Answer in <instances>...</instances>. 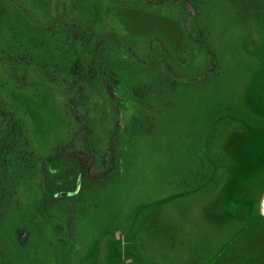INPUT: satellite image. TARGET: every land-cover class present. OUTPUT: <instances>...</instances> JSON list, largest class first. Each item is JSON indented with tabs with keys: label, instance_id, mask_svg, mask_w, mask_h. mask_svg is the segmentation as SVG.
<instances>
[{
	"label": "rangeland",
	"instance_id": "rangeland-1",
	"mask_svg": "<svg viewBox=\"0 0 264 264\" xmlns=\"http://www.w3.org/2000/svg\"><path fill=\"white\" fill-rule=\"evenodd\" d=\"M0 102V264H264V0H0Z\"/></svg>",
	"mask_w": 264,
	"mask_h": 264
},
{
	"label": "trees",
	"instance_id": "trees-1",
	"mask_svg": "<svg viewBox=\"0 0 264 264\" xmlns=\"http://www.w3.org/2000/svg\"><path fill=\"white\" fill-rule=\"evenodd\" d=\"M142 4L145 5V3H142ZM109 37H110L109 35H104L102 38L100 37L99 40H102L103 38H105V39L107 38L108 39ZM151 42L156 44V48L158 49V53L164 58V56L166 54V49H165L164 45L162 44L161 39L158 38V37H152L151 38ZM197 43L204 49V52L208 56L207 60H206L207 61L206 68H207V70H210L212 68V66H214V64H215L216 57L213 54V52L206 46V44L203 41L197 39ZM99 48H100L99 44L96 43V46H95V48L93 50V55L95 57V61L98 63V69H99V72H100V76L102 78L101 79L102 84L104 85V87L106 89H109L110 91H112L114 89L113 88V83L114 82L106 78V71L104 70V67H103L104 65H103L102 62H99L100 54H101V49H99ZM154 56H155L154 55V51L148 50L147 59L150 62H151V60L154 59ZM73 66L76 67V69H78V70L76 71V73H74L73 70H70L72 72L71 74L74 75V76H77L78 72H80V70H79L80 69V65L77 62H75ZM168 70H169V68H168ZM203 73H204V76H205L207 71H204ZM91 77L93 79H95L94 75H92V74H91ZM108 97L110 99H112V100H115V99L112 98V96L110 95L109 91H108ZM71 101H72V99H71ZM114 111L115 112L117 111L116 106L114 107ZM117 119H118V116L114 115V123L112 125L111 130L109 131L108 138L106 140V145H105L104 151L101 154V156L99 154L95 155L94 153L93 154L90 153L92 158L94 159V161L97 164V167L95 168V169H98L97 173L94 172V174L90 176V173L88 172V165H87V163H85V159H80V160H78V162H76L77 165H78L77 169L74 170L75 172L73 173V175L71 174V176H69V178L77 177L80 180V182L82 183V185L88 186V185H90L92 183L93 178H98V177L103 175L104 178L106 179V181L104 180L105 183L102 182V185H100V187L102 188V187L105 186L106 183L108 184L110 182V181H108L110 178H114L115 177V173L117 171H115V169H116L115 160H114V157H113V154H112V139H113L114 134L116 133V128H117L116 121H117ZM14 124L15 123L13 121V118H12V115H11L10 111L5 106V104L0 102V141H6L7 140V138H8L7 136H9L10 133L12 132V130L14 129ZM71 142H72V139L70 140L69 143H71ZM5 146H7V143H5ZM77 151L80 152V153H84V149L83 150L79 149ZM78 152L73 151L71 153V155L74 156V154H76ZM107 158H108V160H107ZM93 159H91L89 164H92ZM54 160H56V156L49 158V161H54ZM3 163L5 164L4 159H3ZM77 184L78 183L75 182V186H77ZM80 192L77 191V188H76L75 192H73L72 196H75V197L79 196L81 194ZM55 196H59L61 198L67 197V196L60 195V193L56 194V192H54V191H49V198H54ZM41 206L44 209L47 208V206H48L47 199L43 200L41 202ZM71 210L73 211L75 209L72 208ZM76 211L79 214L81 213V210H79V209L76 210ZM258 214H259V212H258ZM68 219H71V217H69V215H68Z\"/></svg>",
	"mask_w": 264,
	"mask_h": 264
},
{
	"label": "water",
	"instance_id": "water-1",
	"mask_svg": "<svg viewBox=\"0 0 264 264\" xmlns=\"http://www.w3.org/2000/svg\"><path fill=\"white\" fill-rule=\"evenodd\" d=\"M258 212L264 218V191L258 200Z\"/></svg>",
	"mask_w": 264,
	"mask_h": 264
}]
</instances>
